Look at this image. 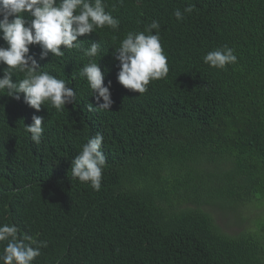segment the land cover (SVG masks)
<instances>
[{"label":"trees","instance_id":"16d2710c","mask_svg":"<svg viewBox=\"0 0 264 264\" xmlns=\"http://www.w3.org/2000/svg\"><path fill=\"white\" fill-rule=\"evenodd\" d=\"M189 4L196 9L178 22L173 12ZM107 5L119 32L80 39L102 45L95 59L112 81L110 110L88 111L96 102L79 69L89 58L75 49L39 61L77 91L62 112L0 93V223L49 242L34 264H264V237L223 233L210 213L220 202L264 201V0ZM153 19L170 70L141 95L117 82L112 52ZM223 45L238 63H203ZM30 52L39 60L38 46ZM33 114L45 117L40 145L24 131ZM97 132L108 163L98 192L70 178L71 159Z\"/></svg>","mask_w":264,"mask_h":264},{"label":"clouds","instance_id":"9594fccd","mask_svg":"<svg viewBox=\"0 0 264 264\" xmlns=\"http://www.w3.org/2000/svg\"><path fill=\"white\" fill-rule=\"evenodd\" d=\"M117 2L123 4V0ZM107 7V0H0V40L4 41L0 45V93L17 101L23 94V103L36 112L46 104L62 112L77 102V91L68 80L43 70L39 61L50 55L63 58L65 51L75 49L89 58L79 69V76L86 80L96 102L95 107L87 105L88 111L110 110L114 103L112 81L105 85V72L95 59L105 56L102 45L95 39L84 47L86 39H80L93 36L98 29L119 32L121 21ZM195 9L194 4H189L183 11L177 8L173 15L181 22ZM160 33L161 24L153 19L143 30L127 31L113 48L112 56L118 62L116 80L125 89L143 95L151 82L167 78L169 62ZM30 46L39 47V60L30 52ZM202 59L210 68L220 70L238 63L235 49L228 45L207 51ZM18 74L22 78H17ZM31 119L24 131L34 144L40 145L45 117L33 114ZM103 145L104 136L97 132L71 159L70 178L89 184L97 192L108 167ZM38 236L39 233L34 236L22 231L15 223H0V264H34L49 244Z\"/></svg>","mask_w":264,"mask_h":264},{"label":"rangeland","instance_id":"374dc122","mask_svg":"<svg viewBox=\"0 0 264 264\" xmlns=\"http://www.w3.org/2000/svg\"><path fill=\"white\" fill-rule=\"evenodd\" d=\"M210 213L223 233L234 236L251 232L264 237V201L246 204L239 201L233 204L220 202L212 207Z\"/></svg>","mask_w":264,"mask_h":264}]
</instances>
